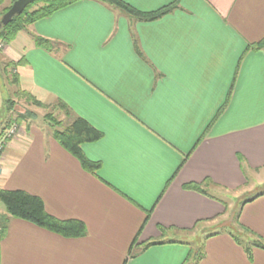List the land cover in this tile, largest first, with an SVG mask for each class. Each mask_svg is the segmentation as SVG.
Instances as JSON below:
<instances>
[{"label":"crops","instance_id":"1","mask_svg":"<svg viewBox=\"0 0 264 264\" xmlns=\"http://www.w3.org/2000/svg\"><path fill=\"white\" fill-rule=\"evenodd\" d=\"M123 1L143 12L176 5L144 20L77 0L2 49L21 61L19 89L46 106L63 101L68 122L82 117L103 135L82 145L101 163L92 173L50 125L23 121L0 188L40 196L86 232L67 237L0 208V264H193L194 252L197 264H264V194L214 230L232 193L257 186L264 170V48L252 47L264 38V0ZM1 109L0 100V133Z\"/></svg>","mask_w":264,"mask_h":264},{"label":"trees","instance_id":"2","mask_svg":"<svg viewBox=\"0 0 264 264\" xmlns=\"http://www.w3.org/2000/svg\"><path fill=\"white\" fill-rule=\"evenodd\" d=\"M15 0H11V4L9 7H6L3 12H7L11 5ZM77 0H40L29 5L22 14L16 15L10 23L4 25L0 29V41L5 44L10 43L15 39L17 34L24 30L27 26L34 23L36 20L46 17L52 14L54 11L69 5ZM110 5L119 7L126 11L129 15L144 19V20H154L162 15L170 12L176 4H171L168 6H164L159 10L154 12H143L135 8L134 6L128 4L123 0H102ZM5 0H0V5L3 4ZM39 3H44L43 6L38 8H33L35 5ZM36 45L40 47H44L46 49L52 48V42L49 39L36 37L35 39ZM254 48L261 49L264 48V38L253 44ZM139 49V48H138ZM13 67L21 64V61L17 64L10 63ZM14 83L18 86V74H15ZM17 94L19 96H24L29 103L47 108L46 104L41 103L36 100L31 94L18 90ZM54 108L59 109L60 111H64L65 115H71L72 110L67 106L63 101L55 104ZM45 119L49 121L50 127L52 128V134L54 138L72 155H74L81 163V165L89 172L95 173L96 170L100 167L101 163L98 161H92L83 152L82 145L86 142H94L99 140L103 133L92 126L87 120L82 117L76 116L71 122L67 124L64 123L63 120H58L55 118L53 113H49L45 115ZM23 121V117H19L16 121L10 120L5 128L1 131L0 137L3 133L8 129V127L12 126L14 123L19 124ZM188 188L203 191L202 186L200 184H190L187 186ZM264 194L263 191L255 192L252 195L245 197L239 202V207L237 213L232 217V221H236L238 223V215L242 206L255 199L256 197ZM0 202H2L5 206V209L9 216L24 219L30 221L38 226L47 228L49 230L55 231L59 234H62L67 237H78L82 236L86 232V227L83 221L78 219H60L50 214L45 207L43 199L35 194H31L25 190H8L4 188H0ZM149 216V212H148ZM235 219V220H234ZM231 221V222H232ZM227 227L223 226H214V230L218 231ZM242 227V226H241ZM6 225H0V238L5 233ZM164 231L163 228H161ZM217 233V232H216ZM264 246L263 244H260ZM250 250V248H247ZM195 252L192 253L194 256ZM203 253L199 252L193 258V264H197L201 259Z\"/></svg>","mask_w":264,"mask_h":264},{"label":"rangeland","instance_id":"3","mask_svg":"<svg viewBox=\"0 0 264 264\" xmlns=\"http://www.w3.org/2000/svg\"><path fill=\"white\" fill-rule=\"evenodd\" d=\"M10 4H11V0H5V2L0 5V18L4 14L3 10L6 7H9ZM43 5L44 3H39L35 5L33 8H38ZM4 45L6 44L0 41V100H1V108H2L1 118H2L3 126H6V124L10 120L16 121L17 118L22 116L23 121L25 122H28L30 120V123H34L38 127H41V128L46 127V126H49L51 122L49 123V121L45 119L44 114L46 115L49 113H53L55 118H57L58 120H63L64 123L67 124L68 120L65 116L64 111H60L59 109L54 108L55 104L52 106H47V108L38 107L36 105L29 103L28 100L24 96H19L17 94L19 88L14 83L15 74L17 72L15 71V68H13V66L10 64V62L3 59L2 49L4 48ZM23 121L17 124L20 128H21ZM257 182H258V185L255 187L247 186L244 190H241L240 192L232 193V195L234 196L233 204H232L233 210L231 211L228 218L226 217L219 223L215 222L216 223L215 226H223V225L227 226L229 224L233 225L236 223V221H232V217L234 216L235 218V214L237 213V210L239 207V202L245 197H248L255 192L264 190V170L258 173ZM235 196L237 197L235 198ZM0 208H4L5 210V206L2 202H0ZM189 242L191 243L194 251H196L198 246L201 248L203 246V240L201 238H197V239L192 238ZM196 255H197V252H195L194 257Z\"/></svg>","mask_w":264,"mask_h":264},{"label":"water","instance_id":"4","mask_svg":"<svg viewBox=\"0 0 264 264\" xmlns=\"http://www.w3.org/2000/svg\"><path fill=\"white\" fill-rule=\"evenodd\" d=\"M40 0H15L9 10L0 18V29L12 21L16 15H20L32 3Z\"/></svg>","mask_w":264,"mask_h":264},{"label":"built area","instance_id":"5","mask_svg":"<svg viewBox=\"0 0 264 264\" xmlns=\"http://www.w3.org/2000/svg\"><path fill=\"white\" fill-rule=\"evenodd\" d=\"M21 132L22 129L17 124H13L12 126L8 127V129L0 137V168L2 166L1 164L5 156V150L8 142L20 135Z\"/></svg>","mask_w":264,"mask_h":264}]
</instances>
